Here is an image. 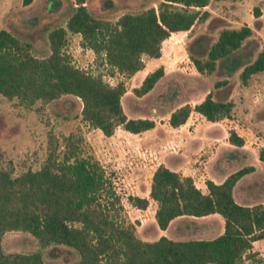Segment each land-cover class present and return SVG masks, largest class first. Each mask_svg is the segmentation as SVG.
Masks as SVG:
<instances>
[{"label": "trees", "instance_id": "obj_1", "mask_svg": "<svg viewBox=\"0 0 264 264\" xmlns=\"http://www.w3.org/2000/svg\"><path fill=\"white\" fill-rule=\"evenodd\" d=\"M33 1L21 0V8H28ZM65 1L69 9L64 26L48 30L46 55L32 54L29 41L5 23L0 27V94L16 97L25 105L73 94L81 101V118L104 135H110L118 125L134 133L152 128L153 119L128 117L123 111V81L111 84L71 62L62 50L66 34L79 33V44L91 49L96 59L130 75L142 68V55L159 56L161 41L171 31L190 29L200 18L196 7L208 0H159L156 8L150 5L124 12L114 21L97 17L89 0H47L42 8L53 11ZM257 11L253 8L255 14ZM250 32L245 24L222 27L202 55L189 54L196 70L210 72L215 61L223 59L230 63L229 71L233 70L240 62L237 51ZM263 69L264 47L243 64L239 77L244 82ZM161 75V67L146 73L133 92H146ZM232 107L230 99H214L208 91L192 108L188 103L176 106L169 112L168 122L172 126L183 123L191 109L210 121L229 118ZM227 139L236 146L243 144V137L233 128ZM246 171L241 166L220 182L207 178L203 192L191 176L158 163L148 189L155 203L157 226L164 229L178 215L217 212L223 217V230L209 238L173 239L161 234L145 240L136 235L134 224L125 220L123 204L102 164L94 156L82 154L78 137L69 133L58 142L48 133L46 155L37 168L19 173H14L11 165L0 168V264H61L45 261L39 249L5 251L1 236L6 230L27 231L39 246L72 248L77 258L71 264H264L253 248V241L264 237V197L239 203L232 195L235 181ZM253 191L262 195L264 186L255 183ZM127 199L138 208H145L148 202L145 196L134 194H128Z\"/></svg>", "mask_w": 264, "mask_h": 264}, {"label": "rangeland", "instance_id": "obj_2", "mask_svg": "<svg viewBox=\"0 0 264 264\" xmlns=\"http://www.w3.org/2000/svg\"><path fill=\"white\" fill-rule=\"evenodd\" d=\"M46 1L34 0L24 9L21 0H0V27L5 23L21 39L29 41L30 52L36 56L48 53L47 32L56 25L64 26L69 9V2L65 1V5L47 11L42 8ZM158 1L89 0L88 5L97 17L114 21L124 12H137L150 5L156 8ZM196 8L200 18L190 29L170 32L161 41L159 56L142 55V68L130 75L112 70L96 59L91 49L79 44V33L66 34L62 50L71 62L92 74H99L111 84L123 81L125 91L120 97L123 111L128 117L153 119L152 128L131 134L118 125L110 135H104L81 118V101L73 94L63 93L50 100L37 99L29 105L20 103L16 97L0 94V168L11 165L14 173L35 169L46 155L48 133L54 134L58 142L65 135L74 134L82 154L94 156L110 176L123 204V216L134 224L136 235L141 238L145 233L154 239L157 234L153 231V203L147 202L145 208H138L128 201L127 195L148 198L149 164H154L164 152L176 147L174 142L179 136L170 141L169 112L184 103L192 108L210 91L214 99H230L232 113L229 118L214 122L190 110L183 129L187 133L190 128L197 134V140H202L194 152L198 158L195 164L202 165L208 156L218 153L233 154L230 156L234 167H245L244 175L255 167L259 170L245 181L264 186V69L250 74L244 82L239 77L243 64L251 61L264 47V0H208L206 5ZM253 8L258 9L256 14ZM243 24L248 25L251 32L237 51L239 64L229 71L227 60H216L210 72L197 71L189 54L202 55L222 27L237 28ZM156 67L162 68V75L146 92L134 93L133 87L139 86L144 75ZM230 128L241 134L245 150L233 147L234 144L228 141ZM225 144L232 146L231 149L220 150ZM146 162L149 164H144ZM203 183L202 177L196 179L197 185ZM257 195L258 199L264 197L260 193ZM188 230L186 224L182 237L196 236ZM1 245L5 251L39 249L43 259L52 263L71 264L77 258L72 248L62 244L39 246L36 238L23 230L4 231ZM255 247L256 256L264 263V239Z\"/></svg>", "mask_w": 264, "mask_h": 264}, {"label": "crops", "instance_id": "obj_3", "mask_svg": "<svg viewBox=\"0 0 264 264\" xmlns=\"http://www.w3.org/2000/svg\"><path fill=\"white\" fill-rule=\"evenodd\" d=\"M176 31H179V30H176ZM199 115L201 114L199 113ZM186 124H187V120H185L183 123L176 125V126H172L169 124V126L171 127V134H170L171 140L170 141L176 140L177 138L175 136L177 137L179 136L177 142H174L176 143V147H172V149H169L166 152H164L162 156H159V158H157L154 164L150 165L148 162L144 163V164H149V166H151L148 182L150 183L151 174L155 166L158 163L162 162L169 169L177 171L182 175L191 176L194 184L197 187H199L201 191L204 192L206 190L205 183H203L202 186L197 185L196 184L197 178L202 177L203 180L209 178L213 180L214 182H220L224 179V177L228 173L234 171L237 168L234 167L235 165L231 159L232 157L230 156V155L233 156V154L228 155V154L218 153L213 157L208 156L203 161L202 165H200L199 162L195 164L198 158L196 155H194V152L196 150V147L198 146V144L202 142V140L198 141L197 138L195 137L197 134L193 132V130H191L190 128H188L189 130L187 131V133H185L186 130H184L183 128L185 127ZM232 126L235 127V125H232ZM235 130L237 131L236 127H235ZM127 132L131 134L139 133V132L134 133L130 131H127ZM235 146L236 145H233V147ZM231 147L232 146L225 144L220 147V150H223V151L230 150ZM236 147L239 149H243L245 146L244 144H242ZM240 151H243V150H240ZM251 173L258 174L259 170L257 169V167H255L253 170L249 171L248 174L241 175L235 181L233 185L232 195L235 201L239 203H250L258 199L257 197L258 195L255 194L253 191L256 182L252 181V182L247 183V181H245V178L248 177ZM148 189L149 187H147V190ZM262 195H264V193ZM147 199H148V202L153 203V207H155L154 201L151 198L149 199V197ZM186 224L189 225V230H188L189 233L196 234L195 237L209 238V237H213L222 232L223 217L217 212H211V213H207V214L199 215V216L178 215L172 218L164 229L159 228L154 221L153 231L157 234V237L162 234V235H165L173 239H182L184 238L182 236L184 234ZM141 238L145 240H151V237H149L148 234H145V233ZM262 239H264V237L253 241V247H255L258 241Z\"/></svg>", "mask_w": 264, "mask_h": 264}]
</instances>
